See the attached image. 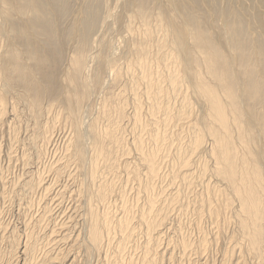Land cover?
Returning a JSON list of instances; mask_svg holds the SVG:
<instances>
[{
  "label": "bare ground",
  "instance_id": "1",
  "mask_svg": "<svg viewBox=\"0 0 264 264\" xmlns=\"http://www.w3.org/2000/svg\"><path fill=\"white\" fill-rule=\"evenodd\" d=\"M33 1L0 0V37L7 35V45L0 44V114L4 113V97L18 96L22 108L26 111L25 117L31 121L30 125L27 124L28 128L30 127L29 133L27 132L30 134V141L27 136L25 138L27 137L28 143L30 142L29 146L36 150L43 146L47 147L45 145L52 141L55 126H67L68 130H71L65 146L63 145L64 153L44 172L53 174L56 180L64 175L72 179V182L77 181L76 190L70 187V191H76L73 202L75 206L73 205L70 211L73 209L75 214L82 213L86 236L77 245V250L84 252V258L97 254L100 264L156 263L158 252L159 256L163 255L162 251L166 245L170 246L173 243V240L164 243L162 251L158 247L168 227L167 221L159 214L163 201L154 189L155 184L161 182L164 176L162 172L164 160L167 163L168 159H172L173 169L172 165L168 167L171 179V188L168 192L171 196L170 201L181 195L183 191L181 184L188 188L198 183L195 179L202 182L206 191L209 187L218 186V192L223 196V211L208 204L209 216L213 218L221 212L224 214L226 209L232 210L231 217L236 220L235 227L237 226L240 233L239 242L236 241L237 245L234 246H238L239 249L245 248L243 251L249 252L250 257L255 260L254 264H264V175L259 169L261 163L264 169V86L261 85L264 81V50L259 47L261 52L253 54L248 45L239 44L238 48H231L233 53L228 51V57H223L220 47L214 43L209 30L205 28L206 25L186 9H183V12L193 32L174 21L164 22L161 14L153 12L145 0H136L134 6L138 13L137 22H134L130 14H126L122 27L123 36L127 37L125 42L132 55L131 59L125 61L122 53L110 56L105 52L100 56L90 51L88 47L93 34L92 29L102 19V13L98 12V9L103 6L105 0H88L86 14L90 20L79 31L83 46L76 48L74 53H70L65 59L55 57L54 63L49 64L46 62L48 54L42 51L31 36L35 37L39 45L45 46L53 41L54 26L49 21L33 22L30 25L34 30L29 32V9L31 8L34 14L46 8L43 0H36L35 4H32ZM65 1L54 0L55 5L64 4ZM243 1L246 0H241L237 11L240 17L237 21H228V31L242 32L247 27L244 15H248L249 8H244ZM261 1L264 6V0ZM258 23L256 31L262 33V37L264 36L262 17L258 18ZM103 35H106V32L103 31ZM118 39L122 40L121 37ZM57 51L58 48L55 49V52ZM256 68L260 72V77L255 72ZM54 75H58L57 80L52 79ZM105 76H108V80H105ZM52 80H56V83ZM95 90H99L100 93L99 97L98 91L94 95L98 98V106L95 114L90 116L89 122L87 119L88 123H85L83 118L85 106ZM127 97H130L131 104L129 116H126L128 115L126 106L129 104ZM191 97L202 109L200 116L195 112V102L190 100ZM144 104L147 105L146 109ZM9 109L6 111L7 118L12 117L15 121L18 119V124L25 122L21 118L24 114L20 117L22 111L16 110L12 105ZM125 119L130 122L131 138L127 140L128 147L132 145L130 147L134 149V157L131 152L129 155L136 159V163L134 160L133 163L127 161L126 155L125 158H121L123 154H127L128 149L122 136L124 123H129L125 122ZM251 125H254L262 136V150L258 153L259 163L251 157L249 150L253 133L250 134L247 127ZM125 130L124 134L128 131ZM11 140L16 143L18 141L12 138ZM31 147L29 149H32ZM32 159L30 158V161ZM205 163L211 165L207 166ZM195 165L197 167L202 165L201 177L194 176ZM41 173L36 176V180L32 178L30 180L29 177L23 182L22 187L26 192L30 190L32 193L34 188L43 184L45 173ZM206 176L213 178L212 181L216 185L207 183L209 181ZM52 183L44 185L43 190L46 195L50 193L48 199L59 205L62 203L63 196L60 194L63 192L57 193L60 198L51 196L54 185ZM129 190L134 193L132 199L128 197ZM70 194L72 196V193L68 195ZM114 202H118L117 205ZM176 202L174 201V204ZM165 204L168 207L166 201ZM48 210L47 208L45 212ZM60 213L61 216L63 213ZM67 213L65 212L68 216ZM134 218L140 221L139 228L136 226L138 229L132 224ZM47 219V216L39 217L35 230L26 221L23 229L25 231H22L25 238L21 246L24 257L21 264L64 263L61 261L66 251L63 255L49 254L50 257L46 259L48 253L43 255L44 248L40 250L41 254L38 252L39 236L36 237L35 232L37 230L44 232ZM69 224L67 222L64 223L65 226L61 224L63 227L61 230L64 232L61 239L51 236L46 242L53 241L58 245L61 240H65L66 232L73 226ZM157 227H161L159 231L156 230ZM53 232L54 228L49 235ZM69 232L72 233L71 230ZM139 236L144 237L143 240H139L143 242L142 246L136 243ZM168 237L169 240L174 239ZM66 240L71 239L69 237ZM179 243L176 247L171 245L169 250L178 247L180 258L189 256L185 241ZM72 245L74 247L76 244ZM173 245L175 246L174 243ZM68 246L69 250L72 246ZM129 248L131 251L133 249L141 251L140 256L138 250L133 251L135 258L130 251L125 254V250ZM73 252L75 253L74 250ZM173 252L169 251L167 254L170 260L173 258ZM74 258L71 259L76 261Z\"/></svg>",
  "mask_w": 264,
  "mask_h": 264
},
{
  "label": "rangeland",
  "instance_id": "2",
  "mask_svg": "<svg viewBox=\"0 0 264 264\" xmlns=\"http://www.w3.org/2000/svg\"><path fill=\"white\" fill-rule=\"evenodd\" d=\"M35 1L36 0H34L32 2V4H35ZM43 1L46 5V8L43 11L34 12V14H32V12H31L32 9L31 8L29 9V32L34 30V28L30 25L33 22L41 23L43 21H49L53 24V26H54L53 41L51 43H47V45L41 46L36 42L35 37L31 36L32 40H34L35 43L41 47L42 51H45L48 54L46 62L49 64H53L55 61V57L60 58V60L63 57L65 59L66 56H68L70 53H74L76 48H81L83 46V40L80 36L81 32L79 33V31L82 30L83 25L85 23L89 22V20H90V17L86 14V11L88 8V6H87L88 0H66L64 2V4L61 3L58 5H55L56 3L54 2V0H43ZM134 1H136V0H105L104 1L103 6L101 5V7L98 9V12L102 13V15H101L102 19L100 20L98 25L92 29L93 34L90 37L89 47H88L90 49V51L96 52V53L100 54V56L105 52L107 55H110V56H114L118 53H122L124 55L125 61H129L131 59L132 55L128 51V49H127L128 47L126 46V42H125L127 37L123 36L122 27H123V24L125 22L126 14L127 15L130 14L131 18L134 20V22L135 23L137 22L138 13H137L136 6H134V3H135ZM145 2L153 10V12L161 14L162 18L164 19V22H171L172 23L174 21L177 24L184 27L185 29H187L188 31L193 32L192 27L189 24V22L187 21L185 13L183 12V9H186L197 20H199L201 23L206 25L205 28H207L209 30V34H210L211 38L213 39L214 43L220 47L221 55L223 57H228V51L233 53L231 48L237 47L239 44L248 45L250 48V51L253 52V54H255L256 52H261L259 47L264 50V36L261 37V35H263V34L260 33L259 31H256V28L259 25L258 18L262 17L264 20V6H263L261 0L243 1L244 8L245 9L249 8V13L247 16L244 15L247 27L245 29H243L242 32H240L238 30L232 32V31H228V29H227V23L229 20L237 21V19L240 17V14L237 13V11L240 8L241 0H145ZM65 8H66V10H65ZM63 12H64V14H62ZM0 28H1V25H0ZM103 31L106 32V35H103ZM120 37L122 40L118 39ZM117 40H118V43H116ZM121 41H122V43L120 44ZM6 43H7V35H2V37H0V44L6 46L7 45ZM116 44L120 45V46L117 47ZM186 47H188V45ZM56 48H58L57 52H55ZM253 71H255V70H253ZM255 72L258 73V77H260V72L258 71V68H256ZM52 79L57 80L58 75H54ZM56 80H52V82L56 83ZM105 80H108V76H105ZM261 85L264 86V81L261 83ZM96 92H97V97L100 96L99 90H95L91 94L90 99L88 100L87 105L85 106V112L83 114V118H84L85 123L89 122L90 116L95 114L96 108L98 106L97 105L98 104V102H97L98 98L96 96H94ZM94 99H95V101H94ZM129 99H130V97L129 98L127 97V101H129L127 103H129V104H128V106H126L127 107L126 110L128 109L126 111V112H128V115H126V116H129V114L131 113V109H129V107H131ZM190 100L192 102H195V106H194L195 112L198 116H200L202 114V109L200 108L199 104L196 103V101L193 97H191ZM3 105H4V113L0 114V152H1L0 153V264H21V261H23V259H24L23 254L21 253V246L23 245V241L25 238V234H24V232H22V231H25V230H23L24 226H25V224L29 223L30 226L32 228L34 227L33 229L35 230L36 226H37V224H36L37 219L39 217L43 218L45 216L48 217V219L46 221L47 222L46 229H44V232H43V230H37V232H35V233L38 235H36L34 233L36 237L39 236L37 238V240L39 241V242L37 241V245H38L37 248L39 247V250H38L39 254H41L40 250L44 248L45 249L44 252L42 251L43 255L46 252L48 253L47 256L45 257V259H46V258L50 257L49 254L54 255L56 253L58 255H63V252L66 251V253L64 255L65 259L62 256L63 259L61 262H64L63 264H66V263L72 264V262H74L73 264H84V263L85 264H87V263L88 264H96V263L98 264L100 261H98L99 259H98L97 254H95L96 256L93 254V256H89V257L85 256V258H84V252L82 250H79V249L77 250V247H78L77 245H79V243L82 242L86 236L85 225H84V221L82 218V213L78 214L79 212H76V214H75L73 209L70 211L72 206L73 205L75 206V203H73V202H75L74 194L76 191H73V190H76L77 181L74 180L72 182V179L70 180L68 177H66L64 175L59 177L61 180L59 178H58V180H56L55 178H53L54 177L53 174H50V173L46 174L47 172L46 173L44 172L50 165H52L54 163L53 161H55L57 158H60L62 153H64L63 148H64L65 143H66L65 141L67 140V138L71 134V130L69 131L67 126L62 127V125L59 126L57 124L58 126L54 127V129H56V131L53 130V133H52L53 139L51 138L52 141L50 140V142H49L50 144L49 143H48V145L46 144L45 146H47V147H44V146L41 147L42 149H45V150L38 148L40 150L37 153L38 149L37 150H36V148L33 149L31 146H29L30 142L28 143V139L30 141V138H29L30 134H28L30 127L28 128V126L31 124L30 123L31 121H28L29 118L27 116L25 117L26 111L24 110V108H22L19 97L18 96H14L12 98L4 97ZM11 105L16 110L22 111V112H20V117L22 114H24V116L22 115L21 118L23 120H25V122L23 121L25 124L23 122H22V124H18V122H19L18 119H17V121H15L12 117L7 118L8 113L6 111L10 110L9 107ZM144 105H145L144 109H146L147 105L146 104H144ZM24 117H25V119H24ZM145 117H146V115H145ZM126 119H128V118H126ZM126 119H125V122L128 121ZM26 120H27V122H26ZM13 121H15L14 124H11V123H13ZM6 122H7V124H6ZM16 122H17V124H15ZM20 123H21V121H20ZM27 124H29V125H27ZM129 124H130V122L127 124L124 123V125H123L122 136L124 137V140L127 143L128 149H126L127 154H123L121 156V158H125L127 156L125 158L127 161H130L131 163H133V160H134V163H136V161H135L136 159L133 158L134 157L133 156L134 155V149L132 147H130L132 145H129V147H128L129 142L127 140L131 138V134L129 132L130 131ZM243 125H245V122L243 123ZM7 127H8V129H7ZM24 127H25V130H24ZM26 127L28 130L26 129ZM13 128L15 129V131ZM17 128L19 129L18 130L19 132L17 131ZM64 128L66 131L64 130ZM12 129H13V131H12ZM59 129H62V130H59ZM124 130L125 131L128 130V131L125 132V134H124L123 133ZM247 131L250 134L253 133V139H250V142H249V150L251 153V157L255 160V162L259 163L258 153L262 150V145H263L262 136L259 132L256 131V128L254 125L248 126ZM66 132H68V133H66ZM65 134L67 135V137ZM13 135L14 136L16 135L15 137H17V138L13 137ZM25 136H27L28 139H27V137L25 138ZM125 136L127 137V139H125L126 138ZM11 138L18 140L17 143H16V141L14 142L13 140H11ZM20 138H21V140H20ZM11 141H12V143H11ZM24 143H26L25 146H20V145H23ZM27 143H28V146H26ZM9 145H11V146H9ZM15 145H17V146H15ZM11 147H12V150H10ZM30 147L32 149H29ZM2 150L5 152H3ZM40 151H41V154H39ZM130 152H131V154L133 153L132 154L133 157L129 155ZM29 154L31 155V157H29ZM34 156H37V157H34ZM30 158L31 159L33 158L32 161H30ZM14 160H16V161H14ZM205 160H206V158H205ZM167 161H168L167 163H166V160H164V162H163L164 165H163V171L162 172H164V174H163L164 176L162 178V181L161 182L158 181L154 187L155 192L159 195V197L163 201L161 208H160V211H159V214H160V216L164 217V221H167L166 224L168 227V228H166V230L164 228V230L166 232L164 231V233H163L164 236L161 237L162 243L158 247L160 248V251H162L164 249L163 247H165V244L167 241L172 242V240H173V243L175 244V246L173 245V243H171L172 247H176V244H178L179 242L181 243V241H185V246L188 249L189 256H187L185 258H183V257L180 258L181 253H179L180 250H177V249H179L178 247L174 248V250H169L171 245L170 246L166 245V248H168V250L170 252L174 251L176 253L173 252V254H174L173 258L170 260V258L167 256L169 251L165 248L162 251L163 255L159 256V252H158V256H157L155 264H254L255 260L250 257L249 252L247 253V252L243 251L245 248L239 249L238 246H236V247L234 246V245H237L236 241L239 242V234L240 233L237 230V226L235 227V225H236L235 221L236 220L231 217V216H233V214H231L232 210L230 211V210L226 209L224 214L221 212L218 216H214L213 218L210 217L208 214V209H207L208 204H211V206L216 207L217 210L219 209L220 211H223V209H222L223 208V204H222L223 196H220V193L218 192V189H219L218 186L217 187L216 186L215 187L214 186L209 187L208 190L206 191L203 188L204 187L203 184H201L202 182H199L195 179V182L200 183L199 185L197 183V184H193L192 186L187 188L185 185L181 184L180 186L183 187V191H182V193H180L181 195H178V198L170 201L171 196L168 192L171 188V179L169 176V168L168 167H169V165H172V169H173L174 161L172 159H170V160L168 159ZM30 162L32 163V165H30ZM49 162H50V164H49ZM205 164L207 166L211 165V163H205ZM43 165L46 167H44ZM177 167H178V165L175 162V168H177ZM201 167H202V165L200 167H197V165H195V168L193 169L194 170L193 172H195L194 176L196 178L201 177V175H200ZM259 169L262 172V174L264 175V169H263L262 163H261V167H259ZM41 172H43V174L44 173L46 174V175L45 174L43 175V178H44L42 180L43 184H40L39 187L34 188V191H32V193L30 190L28 192H26V189H23V187H22L23 182L25 180H28L29 177H30V180H31V178H32V180H36V176L38 174H40ZM189 173H192V172H189ZM206 178L209 181L207 183L216 185L213 182L214 181L213 178L207 177V176H206ZM54 179L56 181H59V182L56 183V181ZM204 179H205V177H204ZM52 180H54V181H52ZM69 180H70V182H69ZM52 182H54V183H52ZM49 183L50 184L52 183L55 185V186L51 185L53 187L51 189V193H52L51 196L55 195V196H59V198H60V195L63 196V198L61 199V201H62L61 204L57 205L54 201L48 199V197L50 198V193L47 195L44 193L43 186L47 185ZM69 183L72 185L70 186ZM176 183H178V182H176ZM67 184H69V185H67ZM70 187H72L71 188V189H73L72 191H70L71 190ZM56 190L57 191L59 190V191L57 192ZM61 190H63V191H61ZM64 190L67 192H65ZM22 191L24 192V194ZM68 192L72 193V196H71V194L68 195L69 194ZM57 193H59V194L62 193V194L58 195ZM29 194H30V196H28ZM31 194H33V195H31ZM23 195H24V198L26 196L25 200L23 198ZM44 195H46L47 197ZM66 195L68 196V198ZM133 195H134V193L132 192V190H129L128 191V197L132 199ZM69 197L71 198V200ZM64 198H66V199H64ZM72 199H74V200H72ZM63 200L67 204L64 203ZM27 201H28V203H27ZM165 201L167 202L168 207L165 204ZM174 201H177V202L174 204ZM114 203H115V205H117L118 202H114ZM50 204H51V206H49ZM65 204L68 206V208H67L68 210L66 209L67 206ZM172 204H174L173 207L171 206ZM55 205H57L56 208H55ZM62 205L65 206V207L63 206L64 209L62 208ZM29 206H30V208H29ZM44 207H47L50 211L48 210V212H45L47 208H44ZM42 209H44V211ZM233 209H234V206H233ZM235 209H236V207H235ZM57 210H58V212H57ZM60 210H62V211H60ZM69 211H70V213L68 214L67 212H69ZM60 212H62L63 214ZM65 212L68 214V216L65 214ZM59 213L62 215L60 216ZM33 214H34V216H33ZM49 214L51 215L50 217H49ZM71 214H73V215L71 216ZM57 215H59V216H57ZM66 216L68 217L69 220L66 219ZM70 217H71V219H70ZM73 217H74V219H72ZM22 218L24 220H22ZM30 218L32 221L29 220ZM34 218H35V220H34ZM49 218H51V219H49ZM79 220L81 221V223H79L80 222ZM26 221H28V222L26 223ZM68 221H70V222H68ZM74 221H77L76 223H74L75 227L73 224ZM66 222L68 224L70 223L69 224L70 226L73 225V226H71V228H73L75 230L74 231L70 228L72 233L69 232L70 230H68L66 232L68 235L65 234L66 239H69V237H70L71 240L70 241L66 240V239L61 240L58 243V245H55L53 241L50 242L51 244L47 243L46 241L51 236L52 237H58L56 239L62 238L61 235H63L64 232L61 230L63 228L61 226V224L64 225V223H66ZM31 223L33 225L34 224H36V225L33 226ZM139 223H140V221L138 220V218L133 219L132 224H134L135 227L137 226L139 228ZM216 226L217 227L219 226V227L217 228ZM137 227H136V229H138ZM169 227H170V229H169ZM53 228H54V232L51 235H49V232ZM59 228H60V230H58ZM160 228L161 227H157L156 230L159 231ZM172 230H175V232L174 231L172 232ZM40 231L43 233H41ZM171 232L173 234H171ZM180 232L181 233L183 232L182 235ZM176 233L178 234L177 236H176ZM76 234H79V235H76ZM42 235H44V236H42ZM140 235H142V234H140ZM174 235H175L177 240L175 239ZM168 236H171V238H174V239L169 240L170 237H168ZM181 236H183V237H181ZM74 237L76 240L74 239ZM80 237H81V239H80ZM153 237H154V234H152V238ZM216 237H217V239H216ZM236 237H238V238H236ZM143 238L144 237L139 236L136 238V240L137 241H139L141 239L143 240ZM137 241H136L137 245L142 246L143 242L142 241L137 242ZM138 243H140V244H138ZM72 244H76V245L73 247ZM163 244H164V246H163ZM49 245L53 246V247H49ZM68 245H70V247L72 246L69 250H68V248H69ZM137 245H136V248H137ZM64 248L65 249L67 248V249L64 250ZM130 249L131 248H129V250L126 249L125 254H127V252L130 251L132 253V255L134 254L133 256L135 258V252L133 253V251H136L138 249H136V250L133 249L132 251ZM175 249L178 251V253H177V251H175ZM73 250L75 251V253L73 252ZM140 250H141V247H140ZM76 251H78V252H76ZM137 252L139 253V256H140L141 251L138 250ZM263 252H264V248H263ZM77 253H78V255H77ZM80 253H83V254H80ZM72 254H73V256H72ZM66 255H68V256H66ZM81 255H83V256H81ZM74 257H76L77 259ZM127 257H128V255L126 256V258ZM174 257L175 258L177 257L178 259L177 258L174 259ZM71 258H74L76 261L72 260ZM167 258H169V259H167ZM71 260H72V262H71ZM112 260H114V259H112ZM263 260H264V258H263ZM69 262H71V263H69Z\"/></svg>",
  "mask_w": 264,
  "mask_h": 264
}]
</instances>
